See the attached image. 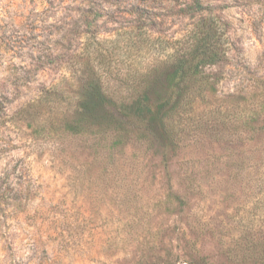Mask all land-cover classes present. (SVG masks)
<instances>
[{"label":"rangeland","instance_id":"1","mask_svg":"<svg viewBox=\"0 0 264 264\" xmlns=\"http://www.w3.org/2000/svg\"><path fill=\"white\" fill-rule=\"evenodd\" d=\"M207 28L177 145L107 175L63 135L89 84L134 98ZM263 100L264 0H0V264H264Z\"/></svg>","mask_w":264,"mask_h":264},{"label":"trees","instance_id":"2","mask_svg":"<svg viewBox=\"0 0 264 264\" xmlns=\"http://www.w3.org/2000/svg\"><path fill=\"white\" fill-rule=\"evenodd\" d=\"M224 56L220 38L211 28L196 31L189 47L172 58L168 69L156 78L141 81L140 93L134 98L111 97L102 93L98 81L89 84L74 111L64 115L62 133L83 141V148L99 160L101 172L107 175L119 169L115 158L129 146H137L145 155L156 143L175 146L187 132L182 127L195 122L190 117L194 103L214 91L215 81L203 73V68L222 61ZM34 108L35 104L30 105L21 115L29 120ZM262 111L251 110L248 123ZM130 160L131 164L135 162L133 155Z\"/></svg>","mask_w":264,"mask_h":264}]
</instances>
